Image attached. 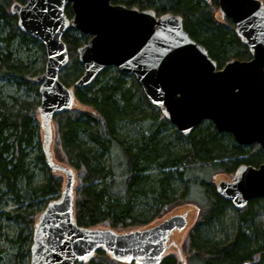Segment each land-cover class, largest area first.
Instances as JSON below:
<instances>
[{"label":"trees","instance_id":"trees-1","mask_svg":"<svg viewBox=\"0 0 264 264\" xmlns=\"http://www.w3.org/2000/svg\"><path fill=\"white\" fill-rule=\"evenodd\" d=\"M14 2L23 4L25 0H0V81L14 86L16 92L34 95L36 100L18 93L6 95L0 89V194H8L15 205L13 210H0V216L18 225L15 237L9 240L10 248L0 246V264H28L32 230L41 212L38 205L58 198L64 183L62 175L47 167L41 149L38 85L29 66L36 57L29 52L35 49L45 60L44 47L18 29L17 18L10 13ZM113 4L152 9L157 16H180L186 33L205 48L218 69L229 60L250 59L232 22L219 19L214 0H113ZM65 15L68 19L73 15L69 6ZM89 38L71 27L62 38L68 64L58 79L66 87L72 86L75 105L52 121L54 160L72 168L76 176L77 225L109 227L118 232L148 227L180 206L194 210L196 205L188 201L192 185L197 183V178L188 175L192 169L233 174L241 165L257 168L264 163V151L259 147L236 144L230 134L217 132L208 121L187 137L175 130L173 138L180 145L176 150L164 134L169 123L148 103L136 80L113 67L103 70L92 85L75 88L83 74L77 49ZM24 54L25 59L21 57ZM129 124L135 129H126ZM35 170L43 176L41 183L35 182ZM174 180L183 184L179 193ZM199 185L205 204L197 205V219L183 242L185 263L264 264V224L256 222L264 198L249 201L241 210L232 207L234 233L228 240H219L208 236L207 231L221 229L231 204L216 194L213 180ZM137 202L149 208L137 213ZM171 249L175 253L168 251L161 264H181L177 249ZM87 264L125 263L98 251Z\"/></svg>","mask_w":264,"mask_h":264},{"label":"water","instance_id":"water-1","mask_svg":"<svg viewBox=\"0 0 264 264\" xmlns=\"http://www.w3.org/2000/svg\"><path fill=\"white\" fill-rule=\"evenodd\" d=\"M210 3L213 0H202ZM219 19H229L247 48V61L229 60L218 69L205 48L183 28L182 18L113 4V0H25L10 13L25 35L45 51L44 73L38 85L37 107L42 153L51 172L63 176L58 198L39 213L32 230L28 264H87L98 251L125 264H161L170 238L187 226L191 208L148 227L118 232L109 227L86 228L74 217L75 172L54 160L53 117L75 105L73 88L58 79L68 64L63 36L71 27L89 40L77 49L83 74L74 86L86 88L101 71L114 67L133 77L148 103L177 133L187 137L204 121L234 142L264 151V4L261 0H214ZM69 6L72 18L65 9ZM216 194L236 210L264 198V163L241 165L229 181L218 179ZM173 245H175L173 243ZM177 258L186 264L181 251Z\"/></svg>","mask_w":264,"mask_h":264},{"label":"rangeland","instance_id":"rangeland-1","mask_svg":"<svg viewBox=\"0 0 264 264\" xmlns=\"http://www.w3.org/2000/svg\"><path fill=\"white\" fill-rule=\"evenodd\" d=\"M29 53L30 54L33 53V56L36 57V60L34 62L30 61L31 65H29V66H31V69H32V71H34L36 77L42 75L44 73L46 56H45V60L42 59L41 53L37 52L35 49H32V51ZM44 53H45V51H44ZM21 57H23L25 59L26 56L24 54L23 56L21 55ZM58 78H59V76H58ZM71 88H72V86H71ZM0 89L6 95L18 93V95L21 97H30V98L36 100V97L34 95L27 94L23 90H21L20 92L19 91L16 92L14 89V86H11L9 83L2 81V80L0 81ZM204 122H206V121H204ZM126 129H132L133 130L135 128L131 124H129L126 126ZM174 131H175V127L173 125L169 124V126L167 127V131H165L164 134L168 137L167 139L169 141H171L174 148L177 150L178 147H180V145L177 144L176 140L173 138ZM53 147H54V145H53ZM248 147H255L256 148L259 146L258 145H251ZM54 154H55V147H54ZM188 175L190 176V178L191 177L197 178V183L192 185L191 193H189V196H188V201H190L191 204L193 202L194 206L196 205L195 207L192 206L195 211L192 210V213L189 215V217L187 219L188 225H187L186 229L184 230V232L182 234L177 233V234L173 235V237L171 238V242L179 243L183 257H185V254H184V251L182 248L183 242H184V240L188 234L189 229L195 223L197 216H198V210L196 207H198V206L201 207L205 204V199H204L203 193L201 191L202 188L199 185V182H211L212 180L214 182H216L218 179H224L226 181H229L233 176V174H225V173H218V174L214 175V172L211 169H206V168L192 169L191 171H189ZM42 180H43V176L38 172V170H35V182L38 184V183H41ZM173 186L176 188L177 193L181 192L183 189V184H181L178 181H175ZM0 189H1V185H0ZM2 193H4V192H2ZM2 193L0 194V210H2V211L13 210L15 208V205L13 204L11 197L8 194H2ZM46 204L47 203L39 204L38 209L42 211L44 209V207L46 206ZM261 206L263 207V210L259 212V214L256 218V222L259 224H264V202L261 203ZM147 208H149V207L144 206L143 203H139V202H137L136 206H135L137 213L146 211ZM183 210H184V207L180 206L176 209V212H173V214L181 213ZM147 214L148 215L152 214V211L148 212ZM161 220L162 219H155L151 223V225H155V224L159 223ZM17 228H18V225L16 223H14L13 221L6 220L3 216H0V246H3L7 249L10 248L9 240H11L15 237V235L17 233ZM132 230H134V229H132ZM234 230H235L234 211H233V208L231 206L226 212V216L224 218L221 229H218V227H216V229L214 228V230L209 229L207 231L208 232L207 234L211 238L214 237L215 239H219V240H221V239L222 240H228L229 238H231L232 234L234 233ZM31 242H32V239H31ZM27 247H29V244L27 245ZM170 250L175 253L174 249H169V251Z\"/></svg>","mask_w":264,"mask_h":264},{"label":"flooded vegetation","instance_id":"flooded-vegetation-1","mask_svg":"<svg viewBox=\"0 0 264 264\" xmlns=\"http://www.w3.org/2000/svg\"><path fill=\"white\" fill-rule=\"evenodd\" d=\"M177 214H179V213H177ZM188 217H189V216H188ZM187 223H188V220H187ZM186 227H187V226H186ZM186 227H185V228H186ZM179 234H180V233H179Z\"/></svg>","mask_w":264,"mask_h":264},{"label":"bare ground","instance_id":"bare-ground-1","mask_svg":"<svg viewBox=\"0 0 264 264\" xmlns=\"http://www.w3.org/2000/svg\"><path fill=\"white\" fill-rule=\"evenodd\" d=\"M73 16V15H72ZM114 68V67H113ZM102 72V71H101Z\"/></svg>","mask_w":264,"mask_h":264}]
</instances>
